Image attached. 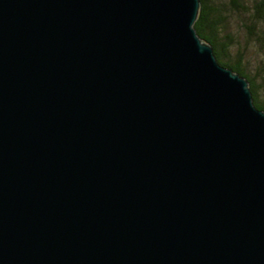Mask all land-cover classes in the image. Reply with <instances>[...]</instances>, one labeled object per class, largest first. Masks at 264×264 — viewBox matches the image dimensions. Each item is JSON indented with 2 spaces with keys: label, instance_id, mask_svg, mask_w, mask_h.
<instances>
[{
  "label": "water",
  "instance_id": "water-1",
  "mask_svg": "<svg viewBox=\"0 0 264 264\" xmlns=\"http://www.w3.org/2000/svg\"><path fill=\"white\" fill-rule=\"evenodd\" d=\"M201 0H0V264H264V110Z\"/></svg>",
  "mask_w": 264,
  "mask_h": 264
},
{
  "label": "trees",
  "instance_id": "trees-1",
  "mask_svg": "<svg viewBox=\"0 0 264 264\" xmlns=\"http://www.w3.org/2000/svg\"><path fill=\"white\" fill-rule=\"evenodd\" d=\"M246 0H201L202 5L195 27L202 38L209 41L215 49L219 62L246 76L251 85L255 104L264 110V81L259 80L263 71L252 75L245 66L244 46L239 42L230 29V20L233 14H248L249 18L256 22L264 21V0H255L248 5ZM246 22V20H245ZM242 20V24H246ZM252 26L249 27L250 35L253 36ZM262 42L264 36L259 35ZM264 45V42L262 43Z\"/></svg>",
  "mask_w": 264,
  "mask_h": 264
},
{
  "label": "rangeland",
  "instance_id": "rangeland-1",
  "mask_svg": "<svg viewBox=\"0 0 264 264\" xmlns=\"http://www.w3.org/2000/svg\"><path fill=\"white\" fill-rule=\"evenodd\" d=\"M255 0H246L245 2L250 5ZM248 14L243 12L242 14H233L230 20V29L232 33L235 35L236 39L241 42L242 46H244V54H245V66H247L248 72L252 75L256 74L259 69L264 70V45L258 39L259 35L264 36V21L256 22L254 26V21L248 17ZM242 20L248 25H243ZM252 26L255 34L253 36L250 35L249 27ZM259 80L264 81V71L262 77H259ZM264 97V91L262 92V98Z\"/></svg>",
  "mask_w": 264,
  "mask_h": 264
}]
</instances>
